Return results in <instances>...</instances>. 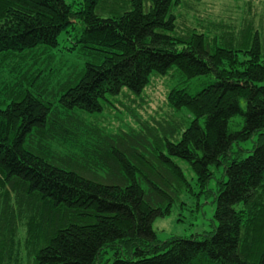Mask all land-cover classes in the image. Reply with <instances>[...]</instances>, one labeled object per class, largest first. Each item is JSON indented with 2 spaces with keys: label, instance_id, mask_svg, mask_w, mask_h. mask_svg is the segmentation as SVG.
I'll return each instance as SVG.
<instances>
[{
  "label": "trees",
  "instance_id": "trees-1",
  "mask_svg": "<svg viewBox=\"0 0 264 264\" xmlns=\"http://www.w3.org/2000/svg\"><path fill=\"white\" fill-rule=\"evenodd\" d=\"M181 2L0 0V64L12 56L24 63L35 51L33 72L31 65L0 108V264L20 225L31 264H100L105 256L112 264H264V36L241 31L237 43L230 32L177 31ZM62 34L74 43L68 51L89 49L98 62L61 86L54 105L36 54L60 47ZM173 68L204 79L194 96L181 87L167 96L174 112L194 117L180 134L175 120L137 117V128H90L80 140L60 118L61 109L96 114L111 98L142 97ZM250 141L253 151L240 157ZM179 162L201 195L215 197L217 226L203 240L161 242L155 221L195 195ZM223 165L226 179L214 192L212 168Z\"/></svg>",
  "mask_w": 264,
  "mask_h": 264
},
{
  "label": "rangeland",
  "instance_id": "rangeland-1",
  "mask_svg": "<svg viewBox=\"0 0 264 264\" xmlns=\"http://www.w3.org/2000/svg\"><path fill=\"white\" fill-rule=\"evenodd\" d=\"M65 1L67 4H73L77 8V5L82 3L83 0ZM177 12L182 14L178 19L177 31L186 32L188 29L199 28L198 31L201 32V27H203L205 31L210 29L213 34L218 36H221L222 33L230 32L229 36H235L237 43L239 42L237 40L240 39L241 31L253 32L257 29L264 36V0H182ZM224 28H226V32ZM59 40L60 47L58 48L44 49L42 46L37 49L38 53L36 55L39 58L35 65L44 68V75L46 77L49 76L48 79L44 80L46 82L44 86L49 93L51 91L48 97L51 98V102H54V105L59 104L57 101L60 98L61 86L74 85L82 77L83 69L87 63L98 62L89 49L77 47L75 51H68L67 48H71L74 44L69 38V34H62ZM220 40L222 41V39ZM223 40L227 41V38ZM34 53L35 51L29 52L27 54L29 60L27 59L24 63H21L17 56H12L4 61V64H0L1 109H5L7 104L12 102L4 94L11 93L12 96L16 95V90H19L17 89L18 83H25L24 77H28L23 73L31 65L32 67L28 74L33 72L32 57ZM14 67L17 68L13 69ZM48 70L53 71L54 75H50ZM49 79L50 83L47 85ZM203 80L201 78L188 80L177 68H173L169 75L165 77L155 76L142 97L125 93L117 98H111L104 111L96 114H88L79 109L63 112L61 109L60 118H64L66 124L72 126L69 131H71V136L75 138H79V134L95 127L112 131L127 129L129 126L137 128V117L151 124L155 121L175 120L177 122L174 129L177 134H180L181 130L183 131L189 126L194 117L184 109L174 112L168 105L167 96L170 90L176 87L184 88L194 96L202 90ZM35 85L32 88L36 89ZM11 88L14 89L10 92ZM240 121H242L241 117H237L233 123ZM62 125L60 124V127ZM87 137L82 135L81 138L85 139ZM61 148L63 149V146ZM241 148L243 153L240 157L246 158L254 149V141L243 143ZM75 149L80 150L78 147ZM237 151L238 148L236 146L234 152ZM233 156L235 159L240 158L237 155ZM179 165L194 187L195 195H186V201L183 199L186 205H176L171 215L155 221L153 229L161 242H166L175 237L203 240V235L213 232L214 226H217L214 221L215 197L208 194L201 195L200 190L196 187L195 174L191 171L189 165L185 162H179ZM224 168V165L212 168L214 176L211 180L210 188L214 192L218 190V183L226 179L223 174ZM197 194L199 195L197 196ZM12 239L14 241L13 249L6 254L3 261L4 264H31L33 257L29 248L27 228L20 225L18 230L12 235ZM112 262L113 257L105 256L100 264H112Z\"/></svg>",
  "mask_w": 264,
  "mask_h": 264
}]
</instances>
